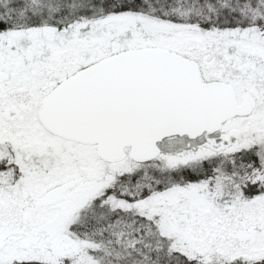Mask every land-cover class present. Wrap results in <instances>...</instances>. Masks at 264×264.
Returning <instances> with one entry per match:
<instances>
[{"label":"snow or ice","instance_id":"1","mask_svg":"<svg viewBox=\"0 0 264 264\" xmlns=\"http://www.w3.org/2000/svg\"><path fill=\"white\" fill-rule=\"evenodd\" d=\"M0 264H264V0H0Z\"/></svg>","mask_w":264,"mask_h":264}]
</instances>
